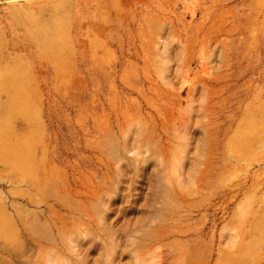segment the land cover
I'll use <instances>...</instances> for the list:
<instances>
[{"label": "rangeland", "instance_id": "1", "mask_svg": "<svg viewBox=\"0 0 264 264\" xmlns=\"http://www.w3.org/2000/svg\"><path fill=\"white\" fill-rule=\"evenodd\" d=\"M0 264H264V0H0Z\"/></svg>", "mask_w": 264, "mask_h": 264}]
</instances>
